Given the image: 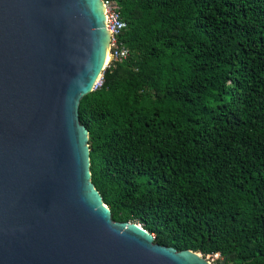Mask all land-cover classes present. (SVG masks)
I'll return each mask as SVG.
<instances>
[{
  "label": "trees",
  "instance_id": "16d2710c",
  "mask_svg": "<svg viewBox=\"0 0 264 264\" xmlns=\"http://www.w3.org/2000/svg\"><path fill=\"white\" fill-rule=\"evenodd\" d=\"M108 1L130 57L79 115L111 219L177 252L264 264V0Z\"/></svg>",
  "mask_w": 264,
  "mask_h": 264
},
{
  "label": "water",
  "instance_id": "95a60500",
  "mask_svg": "<svg viewBox=\"0 0 264 264\" xmlns=\"http://www.w3.org/2000/svg\"><path fill=\"white\" fill-rule=\"evenodd\" d=\"M106 20L101 0H0V264H210L114 222L92 183L79 109Z\"/></svg>",
  "mask_w": 264,
  "mask_h": 264
},
{
  "label": "built area",
  "instance_id": "2783aa9c",
  "mask_svg": "<svg viewBox=\"0 0 264 264\" xmlns=\"http://www.w3.org/2000/svg\"><path fill=\"white\" fill-rule=\"evenodd\" d=\"M101 3L105 9V17L107 18L105 25L106 30L112 32L110 34L109 42V63L106 65V70L109 69L110 65L114 62L122 63L129 59L130 52L125 47L118 44V37L126 27V23L123 21L119 8L113 2L108 0H101ZM102 77L97 81L93 92L101 88Z\"/></svg>",
  "mask_w": 264,
  "mask_h": 264
},
{
  "label": "rangeland",
  "instance_id": "374dc122",
  "mask_svg": "<svg viewBox=\"0 0 264 264\" xmlns=\"http://www.w3.org/2000/svg\"><path fill=\"white\" fill-rule=\"evenodd\" d=\"M206 258L210 261L211 264H213L212 262L214 260H218V261H221L222 262V260L220 258L215 257V256H207Z\"/></svg>",
  "mask_w": 264,
  "mask_h": 264
},
{
  "label": "bare ground",
  "instance_id": "6f19581e",
  "mask_svg": "<svg viewBox=\"0 0 264 264\" xmlns=\"http://www.w3.org/2000/svg\"><path fill=\"white\" fill-rule=\"evenodd\" d=\"M110 57L108 56V60L104 62V66H106L109 63ZM208 261V260H207ZM209 262V261H208ZM210 263V262H209Z\"/></svg>",
  "mask_w": 264,
  "mask_h": 264
},
{
  "label": "clouds",
  "instance_id": "9594fccd",
  "mask_svg": "<svg viewBox=\"0 0 264 264\" xmlns=\"http://www.w3.org/2000/svg\"><path fill=\"white\" fill-rule=\"evenodd\" d=\"M103 75V74H102ZM154 236V235H153ZM213 256H215V257H218L219 258V255L218 254H216V255H213ZM206 258V257H205ZM210 262V261H209ZM213 263V262H212ZM211 264V263H210Z\"/></svg>",
  "mask_w": 264,
  "mask_h": 264
}]
</instances>
